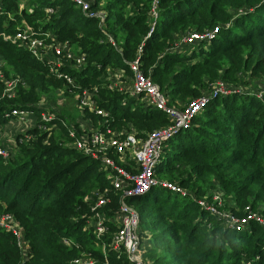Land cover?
<instances>
[{"label":"trees","instance_id":"trees-1","mask_svg":"<svg viewBox=\"0 0 264 264\" xmlns=\"http://www.w3.org/2000/svg\"><path fill=\"white\" fill-rule=\"evenodd\" d=\"M154 1L93 0L90 12L102 14L100 21L101 16H87L71 0H0V72L17 80L12 98L4 96L0 81V125L7 123L1 117L8 110L38 112L37 104L50 92L56 97L61 90V97L74 99L81 92L70 90L46 62L13 41L26 28L41 38L50 34L85 55L84 67L65 66L63 71L76 87L96 88L94 100L113 119L108 123L112 129L131 124L144 137L169 121L161 111L144 109L127 93L105 86L107 69L129 74L128 64L136 59L171 103L183 106L210 96L191 126L164 143L155 174L159 182L176 184L186 194L156 186L129 199L139 202L143 213L137 211L141 248L153 251L150 264H264L261 224L250 220L236 230L196 201L223 189L225 209L235 219L247 216L246 207L264 217V0ZM215 28L218 34L210 41L175 51L188 32ZM217 83L229 93L212 96ZM54 113L56 119L47 126L56 124L58 130L30 129L25 134L34 140L24 141L19 134L11 157L0 156V216L12 217L28 248L24 257L16 236L0 227V264H70L88 253L97 264H132L107 247L117 225L109 224L100 240L85 229L90 212L84 198L110 184L97 162L68 147L72 141L61 123L64 115ZM84 113L94 128L103 122ZM111 200L116 210L118 199ZM62 238L72 242L65 246Z\"/></svg>","mask_w":264,"mask_h":264},{"label":"built area","instance_id":"built-area-1","mask_svg":"<svg viewBox=\"0 0 264 264\" xmlns=\"http://www.w3.org/2000/svg\"><path fill=\"white\" fill-rule=\"evenodd\" d=\"M71 1L91 18L102 15L90 12V5L93 0ZM157 1H154V5ZM47 12L52 13V10L48 9ZM151 16L156 20L155 6L152 9ZM100 21H103L102 16ZM217 34V28L204 32H188L181 38L179 43L174 45V49L177 51L183 45L208 42ZM45 37L50 41H45L44 38H41L33 31H24L17 32L13 41H19L24 45L36 60L46 62L49 72L55 75L57 79L63 80L70 90L71 88H75L74 79L63 71V67L69 66L75 69L84 67L86 63L85 55L80 54L79 50L73 49L67 42L53 40L50 34H46ZM5 39L10 38L5 37ZM108 40L115 46L110 36H108ZM128 67L129 74H126L124 70L107 69L106 77L104 78L105 86L110 91L127 93L130 97L141 103L144 109L161 111L170 120L171 125L169 127L154 130L144 135V137H139L138 132L131 124L120 129H112L108 123L113 121V119H109V113L99 108L96 100H94L98 94L96 88L89 90L87 88L80 89V87L77 88L81 92L76 94L77 96L75 97L76 109L82 114L87 110L89 113H93L95 116L103 119V122L100 123L103 130L94 128L88 118L86 121L81 119L77 122V125L65 122V118L62 119L61 123L67 129V133L72 141L68 147L97 162L100 170L103 171L110 184L109 189L93 191L84 198V204L88 206L90 212L85 229H91L93 235L100 240L104 235L108 234L109 224L117 225V230L111 234L107 247L123 253L132 264H145L141 259L139 215L126 201L143 196L156 186L173 193L186 194L176 184H171L167 181L159 182L155 174L161 162L164 143L179 130L188 129L191 126L193 118L203 111L210 96L197 98L180 107L171 106L168 104L167 94L163 93L150 76L145 75L141 70L138 59L129 63ZM0 81H2L4 86V96L12 98L15 93L17 80L5 79L4 75L0 72ZM70 92L72 93V91ZM217 92L227 94L229 90H226V86L223 83H217V89L212 96H216ZM56 93L58 97L63 95V91L61 90H58ZM258 96L260 97V95ZM46 101L45 99L37 104L36 109L39 110L38 112L15 108L3 113L1 118L7 121L4 126H15L16 124L24 126L23 130L17 133L14 132L7 139L8 146L14 147L16 136L19 134H23L24 141L29 139L34 140L31 135L26 136L25 134L33 128H37L39 131L58 130L56 124L47 126L48 123L50 124L56 119L57 114L54 112H57V110L51 107L50 104L44 106L47 103ZM11 153L12 151L8 153L7 149H4L0 144V156L8 159L11 157ZM113 196L118 199L116 210L112 207L113 202L111 197ZM198 203L206 210L214 212L213 209L205 206L202 202ZM245 211L247 212V216L240 220L235 219L232 214L227 219L224 217L222 219L228 221L230 227L236 230L242 229L244 224L250 220H255L264 227V220L259 218L260 215L258 213H251L248 207L245 208ZM214 215L218 216V214ZM12 220L10 215L0 216V227L12 232L16 236L19 250L26 257L28 248L24 245L18 228L13 225ZM71 242L67 238L61 239V243L65 246ZM105 248L106 245L103 244L101 251L104 257L106 256ZM243 263L251 264L248 260ZM70 264H96V259L88 253L81 256V258L72 260Z\"/></svg>","mask_w":264,"mask_h":264},{"label":"rangeland","instance_id":"rangeland-1","mask_svg":"<svg viewBox=\"0 0 264 264\" xmlns=\"http://www.w3.org/2000/svg\"><path fill=\"white\" fill-rule=\"evenodd\" d=\"M25 31L26 32H30V31L32 32V30L30 28H26ZM44 40L47 41L48 39L46 37H44ZM48 41H50V40H48ZM122 41H123V39L121 37L120 42H122ZM255 83H258V82H255ZM74 89H78V88L75 87ZM45 99H48V100L46 101L47 103L44 106L50 104L51 107H53L59 113L64 115L65 122L67 121L68 123H73L74 125H77V122L80 121L81 119L83 121L87 120V118L85 117L86 116L85 113L82 114L79 110L76 109L77 108L76 107V101L70 95H69V97H61V96L54 97L53 92H50L46 96H43L42 100H45ZM173 104L176 105V102ZM178 105L182 106V103H177V107H180ZM1 125H3V124H1ZM81 125H83V124H81ZM170 125H171V123L169 120V121H167V123H163V124L157 126V128L152 129V130L154 131L157 129L169 127ZM23 128H24V126L19 125V124H16L15 126H13V125L12 126H4V125L1 126L0 144L4 147V149H7L8 153L12 151V147L7 145V139H9L14 132L17 133L18 131L23 130ZM14 129H16V130L14 131ZM222 190L223 189L217 190V191L211 190L206 194V196L201 197V199L196 198V201L202 202L205 206H207V207L209 206L210 209H213L214 210L213 214H218V216H220L221 218L224 217L225 219H227L228 217H230L231 212H230V210L225 209V207H227V204H226V200L224 198V192ZM188 191H190V190H188ZM190 192L192 195H194V192H192V191H190ZM126 202L129 206H132L136 211H138V212L140 211L139 210L140 209L139 202H136L135 200H131V201L127 200ZM214 206L216 209L214 208ZM253 213H256V212H253ZM140 214H143V213L140 211ZM259 218L261 220H264V217L261 215L259 216ZM143 242L146 244L147 240L144 239ZM22 247H23V245H22ZM153 249H155V248H153ZM141 250H142V257H141L142 261L145 264H150V263H148V261L151 260L153 251L152 250H148V251L145 250L144 251L143 247L141 248ZM83 255L84 254H82L81 256H83ZM81 256H80V258H81ZM97 263H98V261L96 260V264Z\"/></svg>","mask_w":264,"mask_h":264},{"label":"crops","instance_id":"crops-1","mask_svg":"<svg viewBox=\"0 0 264 264\" xmlns=\"http://www.w3.org/2000/svg\"><path fill=\"white\" fill-rule=\"evenodd\" d=\"M168 104L171 105V106H175L177 107V102H176V105H174L173 103H171V100L168 98ZM180 106V105H179ZM100 121L97 123L98 126L96 127V129H100L101 128V125H100Z\"/></svg>","mask_w":264,"mask_h":264}]
</instances>
